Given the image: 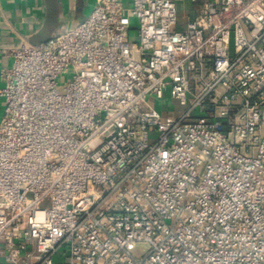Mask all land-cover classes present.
I'll use <instances>...</instances> for the list:
<instances>
[{
	"label": "built area",
	"instance_id": "2783aa9c",
	"mask_svg": "<svg viewBox=\"0 0 264 264\" xmlns=\"http://www.w3.org/2000/svg\"><path fill=\"white\" fill-rule=\"evenodd\" d=\"M176 24L98 0L2 50L0 264H264V0Z\"/></svg>",
	"mask_w": 264,
	"mask_h": 264
},
{
	"label": "crops",
	"instance_id": "0c3cea01",
	"mask_svg": "<svg viewBox=\"0 0 264 264\" xmlns=\"http://www.w3.org/2000/svg\"><path fill=\"white\" fill-rule=\"evenodd\" d=\"M206 0H175L178 29L194 19ZM98 0H0V88L2 71L10 67L12 58L3 49L21 43L39 44L53 37L65 25L81 21ZM3 100L0 98V119ZM58 253L54 264H61Z\"/></svg>",
	"mask_w": 264,
	"mask_h": 264
},
{
	"label": "rangeland",
	"instance_id": "374dc122",
	"mask_svg": "<svg viewBox=\"0 0 264 264\" xmlns=\"http://www.w3.org/2000/svg\"><path fill=\"white\" fill-rule=\"evenodd\" d=\"M132 23L135 22V19L131 17ZM135 31H131V35H134ZM69 75L64 73L58 78V89L61 90L63 85L68 81ZM149 102L161 113L162 116H166L172 112H175L178 109L177 103L171 100L168 96L163 99H157L153 96L148 98ZM146 249V245L137 244L133 247V252L137 255L142 254Z\"/></svg>",
	"mask_w": 264,
	"mask_h": 264
}]
</instances>
